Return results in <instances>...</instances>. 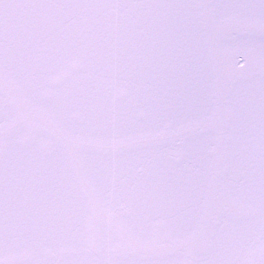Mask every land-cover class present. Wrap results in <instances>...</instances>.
I'll return each instance as SVG.
<instances>
[{"label": "snow or ice", "instance_id": "1", "mask_svg": "<svg viewBox=\"0 0 264 264\" xmlns=\"http://www.w3.org/2000/svg\"><path fill=\"white\" fill-rule=\"evenodd\" d=\"M0 264H264V0H0Z\"/></svg>", "mask_w": 264, "mask_h": 264}]
</instances>
